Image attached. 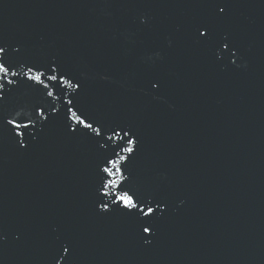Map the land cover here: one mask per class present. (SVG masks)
<instances>
[{
	"label": "water",
	"instance_id": "1",
	"mask_svg": "<svg viewBox=\"0 0 264 264\" xmlns=\"http://www.w3.org/2000/svg\"><path fill=\"white\" fill-rule=\"evenodd\" d=\"M0 46V264H264V0H0Z\"/></svg>",
	"mask_w": 264,
	"mask_h": 264
},
{
	"label": "snow or ice",
	"instance_id": "2",
	"mask_svg": "<svg viewBox=\"0 0 264 264\" xmlns=\"http://www.w3.org/2000/svg\"><path fill=\"white\" fill-rule=\"evenodd\" d=\"M220 11L223 12L224 10L220 9ZM197 32L201 37H210V35H211L210 30H208L206 28H198ZM225 47H228V45L226 43H225ZM5 51H6L5 48L3 46H0V54L5 53ZM31 71H32V69L30 68L29 72H31ZM55 71H56V69L53 68L52 72L55 73ZM8 73H9V68L6 67L4 63L0 62V74H3V76L6 77L8 75ZM16 74H17L16 72H14V71L12 72L13 76H15ZM27 78L29 80L34 81L35 83H41V75L28 76ZM47 79L50 81H57V76L56 75H49L47 77ZM9 83H11V81H9ZM60 83H63V77L62 76L60 77ZM0 87H2V85H0ZM43 87L47 88L48 84H44ZM76 87L78 88L79 85L77 84ZM48 96H52V92H48ZM68 111H71V108H69ZM8 123L12 124L14 126V128L22 127L20 124L15 123L12 120H9ZM79 123L86 128L92 129L94 132H96L97 135H100V129L99 128L93 129V126L91 123L85 124V122L83 120H80ZM23 127L25 129H27L28 126L24 125ZM72 130L75 131V129H72ZM121 131H123V130H121ZM111 133H112V137H120V131H117L115 128L111 129ZM16 135L20 136V135H22V133L17 132ZM124 136H128V132L125 131ZM112 137H110V139ZM121 139H123V138L121 137ZM133 142L134 141H132V140L128 141L129 144H131ZM21 146L22 147L24 146V144L22 142H21ZM116 148H122L123 151H125V152H129V153L132 152L131 148H125V147H123V145H120V144L116 145ZM114 152H115V149H114ZM116 154L118 155V153H116ZM124 159H125L124 157H122V156L120 157V161H123ZM109 162L111 163L112 166L111 167H104V169H103L104 173H106L108 177H111L114 174L115 175H122L121 169L119 167H117L118 162H111V161H109ZM113 169H115V172L113 171ZM103 186L105 188H109V189L114 188V187H117V182L114 180H111V181L104 183ZM121 193L122 194H119V195L112 193V195H114V197H115V199L112 201L113 203H116L120 207L127 209L128 214L135 215L136 213L133 212V209L135 208V209H137V211L139 213H143L144 216H147V217H149V219H151L152 215L154 214V209L151 206H149L147 208V211H145L143 207L139 206L138 204H136L133 201L132 197L129 196L126 191L121 189ZM102 195L108 196L109 192H103ZM103 207L105 210H107L108 206H107V204H104ZM143 230H144V232L149 231V229L147 227H145ZM65 251H67V249H65Z\"/></svg>",
	"mask_w": 264,
	"mask_h": 264
}]
</instances>
